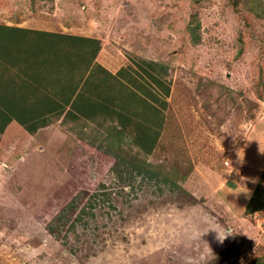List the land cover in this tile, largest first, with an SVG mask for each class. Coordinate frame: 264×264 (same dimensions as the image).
Here are the masks:
<instances>
[{
	"label": "rangeland",
	"instance_id": "rangeland-1",
	"mask_svg": "<svg viewBox=\"0 0 264 264\" xmlns=\"http://www.w3.org/2000/svg\"><path fill=\"white\" fill-rule=\"evenodd\" d=\"M0 25L97 40L94 63L145 83L163 115L150 154L127 131L112 145L114 119L72 121L68 107L35 133L11 122L0 133V264H264V212L230 198L264 149V0H0ZM62 43L0 29V60L25 67L44 58L42 44ZM147 62L168 96L139 68ZM38 70L48 88L57 74ZM8 77L11 108L23 92ZM229 229L220 244L212 230Z\"/></svg>",
	"mask_w": 264,
	"mask_h": 264
},
{
	"label": "trees",
	"instance_id": "trees-1",
	"mask_svg": "<svg viewBox=\"0 0 264 264\" xmlns=\"http://www.w3.org/2000/svg\"><path fill=\"white\" fill-rule=\"evenodd\" d=\"M0 29L16 33L34 32L50 34L65 41V43L58 45L60 53L58 51L55 52V50L52 53L50 49H54V47H50L49 45L48 48L47 46L42 47V44L41 48L46 52L44 58L38 59L40 56L33 54L32 58L24 61L25 67L21 65L16 66L15 63H11V67L7 70L5 62H1L0 60L2 64L1 68H3H0V75L4 77L5 74H9V78L6 80L8 84L5 81L4 85H9V88H16L20 92H23L15 96L20 101L17 106L11 108L3 105L2 95H0V115L2 116H0V133L4 132L6 126L13 121L18 123L27 132L35 133L48 123L50 116L55 115L59 117L68 107V110L65 112V118H69L72 121L78 119H98L100 122L102 118L110 117L114 119L117 122V127L111 125L110 129L115 131L114 133L116 134L114 135L119 136V141L112 139L110 141L112 145L121 144V139L122 137H126L125 131H127V133H132L134 145H137L143 153L150 154L153 152L159 140L163 123L162 111L156 105L160 103L159 98L147 91L145 83H138L136 79H131L127 71L121 70L117 75H113L102 66L95 64L94 60L99 50L97 40L61 33L29 31L2 25H0ZM189 32L192 41L196 42L198 39L196 28L189 27ZM43 52L41 51V53ZM64 60L67 62L65 63ZM145 64L143 67H139L141 71L146 73L152 80V85L160 86L163 95L165 97L168 96V85L163 84L160 78L152 74V72L156 73V63L147 62ZM38 66L40 68L38 72L42 69L45 73L46 71L53 72V69L57 68L53 72L57 74V77H54L56 79L55 81H51L50 85H46L48 88L35 85L34 81H37V79L33 78V74ZM19 74L26 76L29 82L22 80L21 84H18L16 80L20 78ZM60 74H70V76L75 78V81L72 80V82L70 79L67 83L62 79L68 76L62 78ZM164 74H166V68H163L160 72L161 76ZM2 77L0 78L1 82L4 80H2ZM86 83L90 84L87 88L83 87ZM104 83L106 87H111V91L114 89L122 95L123 93L126 94V96L123 95L122 98L118 97V100L112 98L110 100L107 94L104 95V91L101 93ZM28 90L35 91L34 97L30 101H24L22 99L28 98L29 94L32 93L29 92L28 94ZM131 160L132 162L134 161V159ZM134 162H138L139 166L151 170V165H147L144 160ZM246 211L248 213L253 212L249 206Z\"/></svg>",
	"mask_w": 264,
	"mask_h": 264
},
{
	"label": "crops",
	"instance_id": "crops-1",
	"mask_svg": "<svg viewBox=\"0 0 264 264\" xmlns=\"http://www.w3.org/2000/svg\"><path fill=\"white\" fill-rule=\"evenodd\" d=\"M2 26L16 27L23 30L34 31V29H28L18 26H9V25H2ZM35 31H40V30H35ZM41 32L53 33L49 31H41ZM19 75H23V74H19ZM19 80L21 81L26 80L27 82H29L27 77L24 75L20 76ZM256 147H257L256 155L253 156L252 158L253 164L250 166V170L248 171V175L246 176L247 186L245 188L238 187L237 189H235V191H237L238 193H235L234 191V193H231V197H230L233 201H235L239 205L242 206V204H244L243 207L245 212L247 214H252V215L255 213L261 214L264 212V149L260 146H256ZM248 206L253 210V212L248 213L246 211Z\"/></svg>",
	"mask_w": 264,
	"mask_h": 264
},
{
	"label": "clouds",
	"instance_id": "clouds-1",
	"mask_svg": "<svg viewBox=\"0 0 264 264\" xmlns=\"http://www.w3.org/2000/svg\"><path fill=\"white\" fill-rule=\"evenodd\" d=\"M241 151L244 152L243 148L239 149L238 152H237V155H238L239 158H240L239 153ZM240 160H241V158H240ZM244 187H246V186L244 185ZM241 193H243V192H241ZM212 231H214L216 233V239L218 240V242L220 244H223L224 241L226 239H228L229 236H232V233H231V230L230 229L229 230H226V231L225 230H220V231L212 230Z\"/></svg>",
	"mask_w": 264,
	"mask_h": 264
}]
</instances>
